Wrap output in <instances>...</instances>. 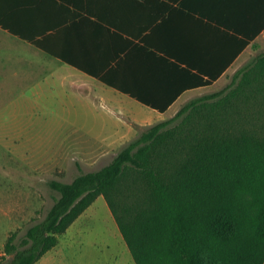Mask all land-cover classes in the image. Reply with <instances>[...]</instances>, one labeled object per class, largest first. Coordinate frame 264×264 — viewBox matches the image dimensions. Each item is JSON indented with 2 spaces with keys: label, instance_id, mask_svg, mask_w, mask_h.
<instances>
[{
  "label": "crops",
  "instance_id": "obj_1",
  "mask_svg": "<svg viewBox=\"0 0 264 264\" xmlns=\"http://www.w3.org/2000/svg\"><path fill=\"white\" fill-rule=\"evenodd\" d=\"M263 51L264 0H0L3 91L90 149H121Z\"/></svg>",
  "mask_w": 264,
  "mask_h": 264
},
{
  "label": "trees",
  "instance_id": "obj_2",
  "mask_svg": "<svg viewBox=\"0 0 264 264\" xmlns=\"http://www.w3.org/2000/svg\"><path fill=\"white\" fill-rule=\"evenodd\" d=\"M49 186L54 204L0 264H37L99 196L136 264H264V51L102 168Z\"/></svg>",
  "mask_w": 264,
  "mask_h": 264
},
{
  "label": "rangeland",
  "instance_id": "obj_3",
  "mask_svg": "<svg viewBox=\"0 0 264 264\" xmlns=\"http://www.w3.org/2000/svg\"><path fill=\"white\" fill-rule=\"evenodd\" d=\"M12 87L5 93L0 84V258L8 237L16 232L20 243L54 204L58 193L51 180L70 182L82 171L100 169L120 150L84 147L81 133L64 130L59 117L25 114V100ZM59 244L49 264H136L103 196Z\"/></svg>",
  "mask_w": 264,
  "mask_h": 264
}]
</instances>
